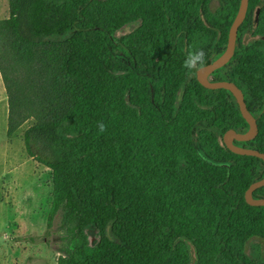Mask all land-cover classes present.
I'll list each match as a JSON object with an SVG mask.
<instances>
[{
    "label": "trees",
    "instance_id": "1",
    "mask_svg": "<svg viewBox=\"0 0 264 264\" xmlns=\"http://www.w3.org/2000/svg\"><path fill=\"white\" fill-rule=\"evenodd\" d=\"M240 5L11 1L6 25L19 44L70 43L63 72L78 91L73 104L24 134L27 153L52 171L44 237L59 216L72 244L57 264H264V206L245 199L264 178V161L223 141L249 124L230 91L203 87L183 67L193 49L205 51L207 66L225 53ZM247 33L258 39L245 43ZM263 36L264 0H249L235 54L211 76L243 91L259 133L235 144L262 153ZM253 196L263 199L264 187Z\"/></svg>",
    "mask_w": 264,
    "mask_h": 264
},
{
    "label": "rangeland",
    "instance_id": "2",
    "mask_svg": "<svg viewBox=\"0 0 264 264\" xmlns=\"http://www.w3.org/2000/svg\"><path fill=\"white\" fill-rule=\"evenodd\" d=\"M11 1L0 0V264H57L72 244L59 216L52 236L44 237L53 202L52 171L27 153L24 134L61 119L73 104L78 91L63 72L70 43L39 48L19 44L6 25ZM256 39L244 35L245 43ZM88 233L95 243V231ZM27 237L38 238V243L27 242Z\"/></svg>",
    "mask_w": 264,
    "mask_h": 264
},
{
    "label": "water",
    "instance_id": "3",
    "mask_svg": "<svg viewBox=\"0 0 264 264\" xmlns=\"http://www.w3.org/2000/svg\"><path fill=\"white\" fill-rule=\"evenodd\" d=\"M248 8H249V0H241L239 12L229 32V40L225 53L222 56H220L217 60H215L213 63L204 67L203 71L198 72L197 79L199 83L207 89L210 90L225 89L230 91L238 102L239 109L243 118L249 124V130L246 133H238L234 130L228 131L223 137L224 145L235 154L243 155V156H253L260 158L264 161V153L255 149L237 146L235 144L236 142L242 143V142L252 141L257 137L259 133L257 120L247 108L243 91L238 87L237 84L233 82H228V81L214 82L210 80V77L212 76L213 73L225 67L233 58L237 47L238 31L246 19ZM261 39L264 40V36L261 37ZM262 187H264V178L260 181L253 183L246 191L245 199L249 205L264 206V198L256 199L253 196L254 192Z\"/></svg>",
    "mask_w": 264,
    "mask_h": 264
},
{
    "label": "clouds",
    "instance_id": "4",
    "mask_svg": "<svg viewBox=\"0 0 264 264\" xmlns=\"http://www.w3.org/2000/svg\"><path fill=\"white\" fill-rule=\"evenodd\" d=\"M207 66L206 53L203 49H193L187 53L185 59L183 60V67L186 72L195 74L203 71L204 67ZM100 132L104 131L105 125L103 123H98L97 125Z\"/></svg>",
    "mask_w": 264,
    "mask_h": 264
},
{
    "label": "crops",
    "instance_id": "5",
    "mask_svg": "<svg viewBox=\"0 0 264 264\" xmlns=\"http://www.w3.org/2000/svg\"><path fill=\"white\" fill-rule=\"evenodd\" d=\"M0 14H1V9H0Z\"/></svg>",
    "mask_w": 264,
    "mask_h": 264
},
{
    "label": "flooded vegetation",
    "instance_id": "6",
    "mask_svg": "<svg viewBox=\"0 0 264 264\" xmlns=\"http://www.w3.org/2000/svg\"><path fill=\"white\" fill-rule=\"evenodd\" d=\"M258 39V38H257Z\"/></svg>",
    "mask_w": 264,
    "mask_h": 264
}]
</instances>
